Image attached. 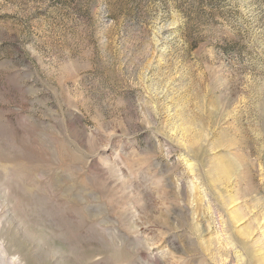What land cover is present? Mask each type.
Masks as SVG:
<instances>
[{"label":"rangeland","instance_id":"obj_1","mask_svg":"<svg viewBox=\"0 0 264 264\" xmlns=\"http://www.w3.org/2000/svg\"><path fill=\"white\" fill-rule=\"evenodd\" d=\"M0 264H264V0H0Z\"/></svg>","mask_w":264,"mask_h":264}]
</instances>
